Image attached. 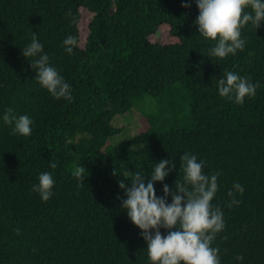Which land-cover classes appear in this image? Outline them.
<instances>
[{"label":"trees","instance_id":"1","mask_svg":"<svg viewBox=\"0 0 264 264\" xmlns=\"http://www.w3.org/2000/svg\"><path fill=\"white\" fill-rule=\"evenodd\" d=\"M83 10L92 16L82 42ZM198 15L196 0H0V264H152L118 181L140 171L147 182L155 163L171 159L174 170L154 182L163 196V184L183 182L185 152L206 162V174L221 173L211 201L224 214L212 244L221 264H264V21L242 28L243 51L218 59L208 56L216 41L199 33ZM163 25L167 41L152 40ZM33 32L73 100L54 98L35 79L34 58L22 54ZM69 35L78 40L72 54L63 46ZM226 71L259 81L255 97L242 105L221 97ZM181 89L189 98L183 124ZM145 97L155 103L141 117L145 129L107 149L121 129L113 117ZM8 107L33 120L30 136L4 124ZM79 163L86 178L78 187ZM43 172L55 180L47 202L32 191ZM229 190L239 205L228 207Z\"/></svg>","mask_w":264,"mask_h":264},{"label":"clouds","instance_id":"2","mask_svg":"<svg viewBox=\"0 0 264 264\" xmlns=\"http://www.w3.org/2000/svg\"><path fill=\"white\" fill-rule=\"evenodd\" d=\"M196 4L199 15L195 23L199 33L216 41L215 46L209 49L210 58L225 59L237 50L243 51L246 40L241 38L242 28L251 23L257 29L264 21V0H196ZM183 6L191 5L185 3ZM77 45L78 40L72 35L63 40L68 54H72ZM43 47L37 33L33 32L31 43L22 50L26 58H34L30 60V65L36 71L35 79L54 98L73 100L70 84L50 64L49 55L43 51ZM217 85L221 97L242 105L246 97H255L260 82L253 83L249 77L226 71L217 80ZM2 119L4 124L13 126V134L31 135L33 120L28 115H17L14 108L8 107ZM180 161L184 172L183 182L175 181L174 190L163 184V196L157 195L154 182H163L174 170L171 159H161L155 163L147 182L144 172L127 171L121 174L125 179L119 180L118 184L125 190L126 196L121 207L131 222L142 230L140 234L147 242L148 258L152 264H221L219 248L212 244L216 234L225 227L224 214L219 206L214 207L211 203L218 191L221 173L206 174V162L198 161L195 155L188 152L180 156ZM50 167L55 169L57 165L50 163ZM85 170L79 163L72 173L79 181L78 187L84 184ZM113 175H117L115 170ZM38 180L32 191L47 202L53 195V175L43 172ZM125 180H130L131 187L126 186ZM233 189L241 195L244 192V187L239 183H235ZM169 195L170 203L167 202ZM228 196L232 197L228 207L239 205L240 201L235 199L233 190H229ZM161 228L168 229L166 235L161 233ZM20 231L19 228L15 229L17 235ZM236 259L243 260V256L238 255Z\"/></svg>","mask_w":264,"mask_h":264},{"label":"rangeland","instance_id":"3","mask_svg":"<svg viewBox=\"0 0 264 264\" xmlns=\"http://www.w3.org/2000/svg\"><path fill=\"white\" fill-rule=\"evenodd\" d=\"M91 16L92 14L90 12L85 10L82 11V17L79 22L80 39L82 42L88 31L87 25ZM167 33H168V26L163 25L158 29L157 34L155 36H151V39L158 40L161 42H166ZM181 92H182V97H181L182 100L180 101L179 104L181 109L180 117L182 118L181 119L182 121L179 124H183V121L187 119L188 109H189V98L183 97L184 89H181ZM150 103L153 104V107L155 106V103L151 102L150 98L145 97L140 101L138 106L133 105V107L129 111H126L121 114H116L113 117L111 121L112 125L120 127L121 129L120 132L108 138V143L106 146L107 149H110L113 146H115L117 143L130 138L138 131L145 129V124L141 117H143L145 113L151 110H155V108L151 107L152 105Z\"/></svg>","mask_w":264,"mask_h":264}]
</instances>
